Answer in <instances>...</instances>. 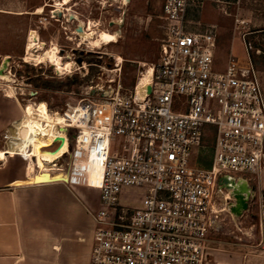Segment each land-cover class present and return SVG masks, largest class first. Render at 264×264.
<instances>
[{"label": "built area", "instance_id": "obj_1", "mask_svg": "<svg viewBox=\"0 0 264 264\" xmlns=\"http://www.w3.org/2000/svg\"><path fill=\"white\" fill-rule=\"evenodd\" d=\"M194 2L163 1L159 60L132 91L124 93L120 80L109 79L108 86H90L64 111H52L41 100L23 106L13 97L22 116L5 135L0 162L20 156L35 174L62 175L55 181L101 191L91 264H210V235L235 201L219 180L230 175L250 182L240 174L264 169V89L258 72L252 64L239 67L232 56L225 69H216L217 32L191 30L187 14ZM52 14L59 17L56 10ZM75 33L82 37L78 27ZM120 64L116 60L111 72L120 73ZM54 67L58 76L91 74L84 62ZM96 89L109 93L93 95ZM64 138L68 149L61 156L38 157V149L55 151ZM208 140L214 149L211 166H191L192 150ZM97 170L95 181L91 175Z\"/></svg>", "mask_w": 264, "mask_h": 264}, {"label": "rangeland", "instance_id": "obj_2", "mask_svg": "<svg viewBox=\"0 0 264 264\" xmlns=\"http://www.w3.org/2000/svg\"><path fill=\"white\" fill-rule=\"evenodd\" d=\"M163 1L130 0L123 5L120 0H0V67L6 57H11L4 78L0 79V108L6 107L7 116L12 119L8 126H13V120L19 121L22 116L14 96H19L23 106L39 101L35 98L38 91H34L25 79L16 75L15 69L23 68L26 63L38 70L44 68L42 74L48 78L65 79L70 76L85 80L90 77L89 84L82 86L79 92L73 89L64 95V110L76 105L90 86H108L109 79L120 80L124 93L132 91L138 80L146 76L149 68L155 66L159 60L162 20L158 15H161ZM194 1L190 7L195 15L192 21L193 27L196 26L194 29L204 31L213 28L217 32L216 69H225L230 56L239 67L247 68L252 64L264 89V42L261 49L256 51V55H260L258 63L252 62L249 52L255 51V44L251 42L252 49L248 48L245 38L253 29V13L246 9V1ZM53 10L60 12L62 16L52 18ZM72 15L86 17L71 20ZM88 25V32L94 33L93 39L83 37L87 31L81 32L82 37L75 33L77 27ZM103 31L116 34L117 41L107 45L101 42L99 35ZM37 37L40 38L41 47L36 44ZM18 51H23V55L20 56ZM81 51L84 53L82 63L91 72L82 79L72 74L58 76L54 60L45 56L50 55L59 62L62 56V67L71 62L76 68L77 65H82L77 62ZM73 52H76V57L72 55ZM26 55L29 57L28 62L24 61ZM116 60L121 62V72L117 74L111 72ZM9 70L12 75L8 73ZM4 99L12 100L9 102ZM51 101H55V98H51ZM2 118L0 111V120ZM8 126L0 132V148L7 147L5 135L11 133ZM206 144V147L192 150L191 166H211L214 149L208 148L211 144L209 140ZM70 149H73L72 138ZM0 164L24 170L29 174V179H33L35 175L30 170L32 163L20 156L6 158ZM240 175L251 180L253 197L248 210L242 216L236 217L229 209L221 215L218 229L210 235V264H263L264 233L261 230V218L264 204V169ZM70 187L82 191L80 194L92 204V212L95 213L97 200L98 207L100 206L101 191L71 184Z\"/></svg>", "mask_w": 264, "mask_h": 264}, {"label": "crops", "instance_id": "obj_3", "mask_svg": "<svg viewBox=\"0 0 264 264\" xmlns=\"http://www.w3.org/2000/svg\"><path fill=\"white\" fill-rule=\"evenodd\" d=\"M192 11L188 10L189 21L195 17ZM194 27L191 30L198 31ZM0 109L1 132L12 119L6 107ZM13 121L14 126L18 120ZM28 176L24 170L0 164V264H91L99 200L93 213L81 190L64 182H45L41 175Z\"/></svg>", "mask_w": 264, "mask_h": 264}, {"label": "trees", "instance_id": "obj_4", "mask_svg": "<svg viewBox=\"0 0 264 264\" xmlns=\"http://www.w3.org/2000/svg\"><path fill=\"white\" fill-rule=\"evenodd\" d=\"M245 1L246 9L253 13V29L251 33L246 36L245 42L247 46L249 45L248 48L250 49H252L250 43L253 42L255 44V51L249 53L252 62L258 63L257 61L260 55H256V51L261 49L264 42V0ZM17 53L20 54V56L23 55V51H18ZM15 70L19 78L25 79V82L29 84L34 91H38V95L35 98L41 101H47L52 111L64 110L66 108V99L64 95L68 94L73 89L79 92L82 86L88 85L90 82V77H87L85 80H79L70 76L65 79L48 78L42 74L44 68L38 70L27 63L24 64L23 68ZM51 98H55V101H51Z\"/></svg>", "mask_w": 264, "mask_h": 264}, {"label": "water", "instance_id": "obj_5", "mask_svg": "<svg viewBox=\"0 0 264 264\" xmlns=\"http://www.w3.org/2000/svg\"><path fill=\"white\" fill-rule=\"evenodd\" d=\"M58 15L62 16L60 12L58 13ZM70 19L74 20L75 17L71 16ZM78 31L79 32L83 31L81 26L78 27ZM10 62H11V57H6L3 60L2 65L0 67V76H3L4 73L7 71ZM77 62L79 64L82 63V58H79ZM147 90L148 92H150L151 87L147 86ZM98 92H100L102 96H107L109 93L108 90L101 91L100 89H96L93 91V95H96ZM219 186L220 188H226L228 190H231V195L235 201L231 203L230 211L236 217L242 216L243 213L248 210L249 202L253 197L254 189L253 187H251L249 180L247 179L236 180L234 177L230 175H226L219 180Z\"/></svg>", "mask_w": 264, "mask_h": 264}, {"label": "bare ground", "instance_id": "obj_6", "mask_svg": "<svg viewBox=\"0 0 264 264\" xmlns=\"http://www.w3.org/2000/svg\"><path fill=\"white\" fill-rule=\"evenodd\" d=\"M93 36H94V33H89V32L85 33L83 35V37L85 39H93ZM99 37H100L101 42L105 43L106 45L111 43V42L117 41V35L116 34H112V33L106 32V31L101 32ZM45 56L51 58L52 60H54V62H55L54 65L56 66V68L58 70L63 69L65 67V66L62 67V65L60 64L62 62L61 58H60V62H59L58 59H55L54 57H52L50 55H45ZM18 149H19L18 144L17 145H12V147L10 148V152H13V151L18 150ZM67 149H68V143H67L66 139L64 138L63 145H61L55 151L42 150L40 148V149L37 150V154H38V157L42 155L47 160L51 161V160L61 156L65 151H67ZM38 162H42L40 158L38 159ZM38 175L44 176L45 177V182L59 180V179H61L63 177L62 175H58V174L53 176V175H50L49 173H46V172H40V173L35 174L34 176L36 177ZM92 176H93V180H95V181L100 180V171H98V170L94 171V173L91 175V178H92ZM35 181L38 182L36 179H35Z\"/></svg>", "mask_w": 264, "mask_h": 264}, {"label": "flooded vegetation", "instance_id": "obj_7", "mask_svg": "<svg viewBox=\"0 0 264 264\" xmlns=\"http://www.w3.org/2000/svg\"><path fill=\"white\" fill-rule=\"evenodd\" d=\"M59 17H60V16H59ZM43 45H45V44H43ZM73 50L76 51V49H73ZM72 55H74V57L77 56V55H76V52H73ZM83 55H84V53L81 51V52L78 54V57H77V58L80 57V58L84 59ZM250 184H251V183H250ZM251 187H252V185H251Z\"/></svg>", "mask_w": 264, "mask_h": 264}]
</instances>
